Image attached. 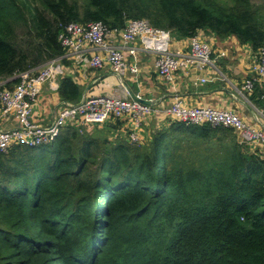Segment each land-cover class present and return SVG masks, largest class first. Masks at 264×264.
I'll return each mask as SVG.
<instances>
[{"label": "trees", "instance_id": "1", "mask_svg": "<svg viewBox=\"0 0 264 264\" xmlns=\"http://www.w3.org/2000/svg\"><path fill=\"white\" fill-rule=\"evenodd\" d=\"M229 1L0 0V81L61 56L71 23L146 20L175 41L200 34L263 48L250 0ZM63 64L58 96L78 104L83 87ZM249 94L259 104L264 88ZM105 125L75 123L50 144L0 153V264H264L258 148L229 127L175 122L137 144L108 139L97 131Z\"/></svg>", "mask_w": 264, "mask_h": 264}, {"label": "built area", "instance_id": "2", "mask_svg": "<svg viewBox=\"0 0 264 264\" xmlns=\"http://www.w3.org/2000/svg\"><path fill=\"white\" fill-rule=\"evenodd\" d=\"M58 39L64 50L61 56L0 81V116L13 117L17 122V128L0 131V153L14 144L28 147L50 144L64 127L75 123L85 130L128 119L135 130L145 118L162 115L186 125L229 127L241 142L256 148L259 146L264 156V133L257 116L254 123H247L232 110L190 107L178 99L164 107L146 104L136 98L88 95L81 103H64L48 126H37L32 121V109L43 85L48 84L53 91L58 90L59 79L67 72L64 61H70L73 69H101L108 66L122 80L126 72L138 74L137 59L140 54L153 56L158 76L171 85L175 84L180 72H186L195 86L220 81L248 102L247 94L254 84L264 85V47L254 53L248 50L252 74L239 87H234L213 58V46L200 34L180 40L186 45L177 49L173 47L175 40L169 31L154 29L146 20H131L123 29L112 30L100 22L86 25L71 23L63 28ZM217 55L221 58L226 54L218 51ZM127 59L130 63L126 62ZM8 82L12 83L9 88L5 87ZM130 139L136 140L134 131Z\"/></svg>", "mask_w": 264, "mask_h": 264}, {"label": "crops", "instance_id": "3", "mask_svg": "<svg viewBox=\"0 0 264 264\" xmlns=\"http://www.w3.org/2000/svg\"><path fill=\"white\" fill-rule=\"evenodd\" d=\"M208 40L214 48L213 58L216 59L232 86L239 87L244 79L250 78L252 72L249 68V63H251L248 54L249 47L241 46L234 37L225 40L212 37ZM185 45L186 42H173V47L177 49H182ZM218 51H224L226 55L220 58L217 55ZM137 61L138 74L131 75L126 72L122 80H119L108 66L101 69L75 67L70 71V74H74V80L82 85L84 97L101 94L119 98H136L151 102V105H162L164 107L171 105L178 99L184 105L190 107L232 110L247 123H254L257 116L264 133V103L261 101H264V95L259 100V104L250 100L245 102L243 98L235 93L233 88L220 81L204 86H195L191 82L192 77L186 72H180L177 75L175 84L171 85L158 76L153 56L140 54ZM126 62L130 63V60L127 59ZM255 84L260 88H264L262 84ZM64 103L67 102L60 100L57 91H53L48 84H44L32 109V121L37 126H48ZM174 123L170 118L161 115L155 116V118H145L135 130L132 128L131 120L123 119L110 122L105 127L98 128L97 131L110 137L107 138L111 140L117 138L125 141L128 138L131 142L143 144L149 142L152 136L161 132L169 133L171 128H174ZM15 128H17V122L13 117L0 116V131ZM91 129L87 130L90 131ZM128 131L129 135L127 134ZM132 131L136 134L135 141L130 139ZM257 148L261 151L259 146Z\"/></svg>", "mask_w": 264, "mask_h": 264}, {"label": "rangeland", "instance_id": "4", "mask_svg": "<svg viewBox=\"0 0 264 264\" xmlns=\"http://www.w3.org/2000/svg\"><path fill=\"white\" fill-rule=\"evenodd\" d=\"M219 1H221L222 3H228V4L230 3L229 0H219ZM250 2L253 5V7L257 10L259 18L264 24V0H250Z\"/></svg>", "mask_w": 264, "mask_h": 264}, {"label": "water", "instance_id": "5", "mask_svg": "<svg viewBox=\"0 0 264 264\" xmlns=\"http://www.w3.org/2000/svg\"><path fill=\"white\" fill-rule=\"evenodd\" d=\"M84 93H85V90H84ZM83 99H84V94H83V92H82V98H81V100H80L79 103H81V102L83 101ZM140 101L143 102V103H146V104H150V103H151V102L143 101V100H140Z\"/></svg>", "mask_w": 264, "mask_h": 264}, {"label": "bare ground", "instance_id": "6", "mask_svg": "<svg viewBox=\"0 0 264 264\" xmlns=\"http://www.w3.org/2000/svg\"><path fill=\"white\" fill-rule=\"evenodd\" d=\"M214 44V43H213ZM214 49V48H213Z\"/></svg>", "mask_w": 264, "mask_h": 264}]
</instances>
